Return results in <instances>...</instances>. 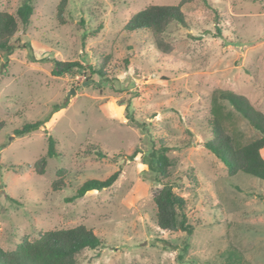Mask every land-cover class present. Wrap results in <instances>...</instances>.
Listing matches in <instances>:
<instances>
[{
  "label": "rangeland",
  "instance_id": "rangeland-1",
  "mask_svg": "<svg viewBox=\"0 0 264 264\" xmlns=\"http://www.w3.org/2000/svg\"><path fill=\"white\" fill-rule=\"evenodd\" d=\"M0 1L1 9L14 12L21 0ZM32 1L31 23L19 28L9 50H0V119L6 120L0 131V246L11 250L23 236L32 240L45 230L84 224L101 245L79 253L78 264H264V180L228 175L204 146L211 91L244 94L264 113V0L185 4L188 26H168L167 53L148 32H127L124 24L148 4L180 0H68L63 22L56 17L59 0ZM104 58L106 75L92 74ZM54 59L84 67L55 76ZM63 101L66 107L45 123L58 153L38 174L34 164L47 153L46 133L40 128L17 136L14 130L45 119ZM223 104L242 142L258 135ZM159 138L189 142L167 155L192 234L155 223L152 192L160 184L141 155ZM135 149L140 153L128 160ZM116 171L110 187L66 200L84 181ZM60 178L63 187L52 190Z\"/></svg>",
  "mask_w": 264,
  "mask_h": 264
},
{
  "label": "trees",
  "instance_id": "trees-1",
  "mask_svg": "<svg viewBox=\"0 0 264 264\" xmlns=\"http://www.w3.org/2000/svg\"><path fill=\"white\" fill-rule=\"evenodd\" d=\"M194 0H180L176 5L148 4L144 8L133 13L124 24L127 32L146 31L152 39L155 47L167 53L171 51L172 45L165 39V31L168 26L177 22L188 26L186 16L182 7ZM206 3V0H203ZM0 1V7L3 6ZM68 0H59L56 6V17L63 22V12ZM34 14L32 0H21L14 12L0 8V50H9L11 38L19 30L31 23ZM218 33L220 27H217ZM106 58L101 61L97 68L91 67V73L99 76L106 75L104 66ZM84 66L78 61L53 60L52 72L55 76L82 69ZM208 120L209 138L204 142L205 148L211 151L225 165L228 175L232 176L238 172L254 176L264 180V156L261 149L264 147V113L251 102L244 94L228 89H216L211 91ZM223 101L228 102L235 112L239 113L248 121L250 126L258 135L242 142L239 139L241 133L237 129L234 114L228 110ZM67 101L55 104L51 114L45 119L23 124L14 130L17 136H23L43 128L46 133L47 153L40 156L34 167L38 174H42L47 164V157L57 154L55 139L47 134L45 123L51 115L65 108ZM126 118L133 121L127 109L124 111ZM6 127V120L0 119V131ZM152 150L141 155V161L147 165L148 170L153 172L155 180L160 184L152 192V200L155 206V223L159 229L167 231H182L192 234L193 225L188 222L186 213V199L174 191L172 182L174 163L167 153L174 149H182L189 142L180 139L165 138L156 139ZM100 158L108 155L101 149L93 150ZM139 150L135 149L128 155V160H133ZM60 154V153H59ZM63 169L58 171L60 177ZM119 172L112 173L109 177L100 180L91 178L84 181L75 191V194L67 201L83 197L87 192L110 187L118 178ZM190 177V176H189ZM180 179V177L178 178ZM177 179V180H178ZM176 180V181H177ZM63 180L57 179L51 183V189L56 191L63 187ZM101 245V239L96 235L93 228L84 224L72 227L45 230L39 232L37 238L30 240L23 236L14 249L4 250L0 246V264H78L77 256L85 249L94 250Z\"/></svg>",
  "mask_w": 264,
  "mask_h": 264
},
{
  "label": "water",
  "instance_id": "water-1",
  "mask_svg": "<svg viewBox=\"0 0 264 264\" xmlns=\"http://www.w3.org/2000/svg\"><path fill=\"white\" fill-rule=\"evenodd\" d=\"M74 90L73 89H71L68 93H67V95H71V94H74Z\"/></svg>",
  "mask_w": 264,
  "mask_h": 264
},
{
  "label": "crops",
  "instance_id": "crops-1",
  "mask_svg": "<svg viewBox=\"0 0 264 264\" xmlns=\"http://www.w3.org/2000/svg\"><path fill=\"white\" fill-rule=\"evenodd\" d=\"M59 113V112H58ZM57 113H54V115H56ZM262 156H264L263 154H262Z\"/></svg>",
  "mask_w": 264,
  "mask_h": 264
}]
</instances>
